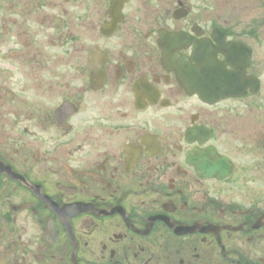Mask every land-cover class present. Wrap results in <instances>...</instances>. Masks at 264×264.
I'll return each instance as SVG.
<instances>
[{"label":"flooded vegetation","instance_id":"obj_1","mask_svg":"<svg viewBox=\"0 0 264 264\" xmlns=\"http://www.w3.org/2000/svg\"><path fill=\"white\" fill-rule=\"evenodd\" d=\"M263 65L264 0H0V264H264Z\"/></svg>","mask_w":264,"mask_h":264},{"label":"water","instance_id":"obj_2","mask_svg":"<svg viewBox=\"0 0 264 264\" xmlns=\"http://www.w3.org/2000/svg\"><path fill=\"white\" fill-rule=\"evenodd\" d=\"M226 50L227 52H225V54L228 56L226 64L231 65L234 71H227L224 67V97L241 96L246 92L245 87L250 85V80H252L245 76V66L248 64V60L245 62L241 61V53L237 46H231L230 48H226ZM258 88L257 81L256 86L252 90L256 91Z\"/></svg>","mask_w":264,"mask_h":264},{"label":"rangeland","instance_id":"obj_3","mask_svg":"<svg viewBox=\"0 0 264 264\" xmlns=\"http://www.w3.org/2000/svg\"><path fill=\"white\" fill-rule=\"evenodd\" d=\"M260 76H261V79H262V83H263V85H264V65L262 66V68H261V70H260ZM262 89H263V92H262V95H261V97H263L264 98V86L262 87ZM250 101H255V102H258L259 100H250ZM237 102H239V101H237Z\"/></svg>","mask_w":264,"mask_h":264}]
</instances>
